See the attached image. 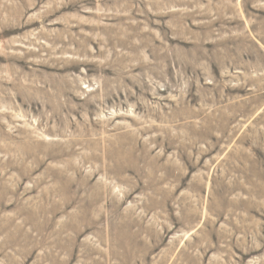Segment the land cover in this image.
<instances>
[{
    "label": "rangeland",
    "instance_id": "obj_1",
    "mask_svg": "<svg viewBox=\"0 0 264 264\" xmlns=\"http://www.w3.org/2000/svg\"><path fill=\"white\" fill-rule=\"evenodd\" d=\"M0 264H264V0H0Z\"/></svg>",
    "mask_w": 264,
    "mask_h": 264
}]
</instances>
